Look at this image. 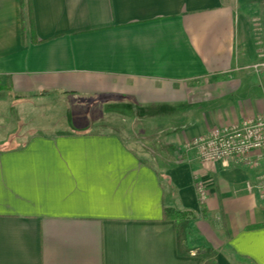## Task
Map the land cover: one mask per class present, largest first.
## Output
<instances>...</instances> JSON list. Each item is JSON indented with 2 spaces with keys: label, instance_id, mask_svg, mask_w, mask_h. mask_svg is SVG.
<instances>
[{
  "label": "crops",
  "instance_id": "0c3cea01",
  "mask_svg": "<svg viewBox=\"0 0 264 264\" xmlns=\"http://www.w3.org/2000/svg\"><path fill=\"white\" fill-rule=\"evenodd\" d=\"M261 60L264 0H0L1 88L27 106L133 108L172 156L156 165L111 131L17 147L0 134V264H264V195L249 188L264 155L206 163L187 149L264 116Z\"/></svg>",
  "mask_w": 264,
  "mask_h": 264
},
{
  "label": "rangeland",
  "instance_id": "374dc122",
  "mask_svg": "<svg viewBox=\"0 0 264 264\" xmlns=\"http://www.w3.org/2000/svg\"><path fill=\"white\" fill-rule=\"evenodd\" d=\"M14 98L0 86V134L4 146H20L39 131L55 133L86 129L119 133L140 156L156 165L164 167L172 159L163 137L153 130L158 121H150L147 116V120L144 119L143 113L133 108L99 106L87 98L59 95L41 102L33 99V106H27ZM80 120L87 121L88 126L78 125ZM181 158L180 155L173 162Z\"/></svg>",
  "mask_w": 264,
  "mask_h": 264
},
{
  "label": "built area",
  "instance_id": "2783aa9c",
  "mask_svg": "<svg viewBox=\"0 0 264 264\" xmlns=\"http://www.w3.org/2000/svg\"><path fill=\"white\" fill-rule=\"evenodd\" d=\"M251 69L255 74L264 76V60L252 64ZM187 149L195 151L199 159L206 163L235 159L246 165L256 166L264 155V116L216 128L192 140ZM252 154L256 155L255 161L251 158ZM249 188L264 195V179ZM197 190L201 204H205L209 196L206 186L200 183Z\"/></svg>",
  "mask_w": 264,
  "mask_h": 264
},
{
  "label": "trees",
  "instance_id": "16d2710c",
  "mask_svg": "<svg viewBox=\"0 0 264 264\" xmlns=\"http://www.w3.org/2000/svg\"><path fill=\"white\" fill-rule=\"evenodd\" d=\"M164 215L166 218H170L171 220L175 219L177 223L181 224L184 220L191 216V212L178 211L174 208H166L164 210Z\"/></svg>",
  "mask_w": 264,
  "mask_h": 264
}]
</instances>
